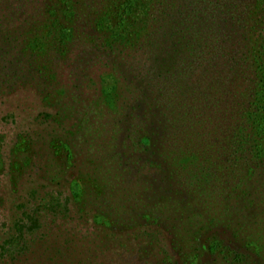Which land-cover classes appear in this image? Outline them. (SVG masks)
<instances>
[{"label": "rangeland", "instance_id": "rangeland-1", "mask_svg": "<svg viewBox=\"0 0 264 264\" xmlns=\"http://www.w3.org/2000/svg\"><path fill=\"white\" fill-rule=\"evenodd\" d=\"M42 2L0 0V30L21 37L43 20ZM92 29L80 25V42L50 55L42 78L22 39L0 42V240L12 205L44 186L37 224L11 253L45 250L43 264H220L213 236L235 244L243 223L264 228V172L242 142L257 103L242 71L215 76L221 98L204 88L212 61L202 54L180 104L161 70L149 81L138 42L110 51ZM227 102L242 109L228 147Z\"/></svg>", "mask_w": 264, "mask_h": 264}, {"label": "trees", "instance_id": "trees-1", "mask_svg": "<svg viewBox=\"0 0 264 264\" xmlns=\"http://www.w3.org/2000/svg\"><path fill=\"white\" fill-rule=\"evenodd\" d=\"M38 10L43 20H30V29L18 38L9 34L11 31L0 30V42L6 48L13 46L15 39L17 42L22 39L17 47L39 66L40 78L48 72L50 55H64L71 45L80 42V25L82 28L91 25L89 37L103 40L105 49L110 51L114 44L131 47L138 42L149 81L150 78L156 81V71L161 70L164 79L172 82V90L179 92L180 104L192 86L188 68L202 54L212 61L203 69L211 79L204 88L219 90L221 98L227 89L215 76L225 72L233 79L242 71L246 83L243 95H249L257 103L251 107L255 112L248 115L252 123L247 124L242 142L248 145V161L264 172V0H43ZM229 25L231 28H227ZM233 35L236 39L232 41ZM227 104L225 124L235 127L238 119L241 120L242 109L237 104ZM236 129L237 126L225 138L226 147L237 143ZM141 141L151 144L148 137ZM46 188H33L23 201L12 205V225L0 240V264L44 263L45 250L36 256L38 252L30 249L11 253L9 248L22 242L25 233L36 226L39 203ZM249 197L252 198L250 193ZM225 213L232 217L233 213L227 210ZM254 226L257 222L248 229L243 223V234L235 239V244L213 236L209 251L223 257L220 264H264V228L255 232ZM53 260L47 258L48 262Z\"/></svg>", "mask_w": 264, "mask_h": 264}]
</instances>
